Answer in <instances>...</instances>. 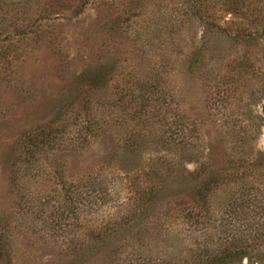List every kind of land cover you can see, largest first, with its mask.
<instances>
[{
  "label": "rangeland",
  "instance_id": "obj_1",
  "mask_svg": "<svg viewBox=\"0 0 264 264\" xmlns=\"http://www.w3.org/2000/svg\"><path fill=\"white\" fill-rule=\"evenodd\" d=\"M183 1L0 0V229L14 263L108 264L106 255L69 261L62 245L124 215L136 172L167 157L157 137L179 120L194 122L206 142L222 146L217 118L249 113L254 149L264 155L263 42L219 39L199 20L190 23ZM246 2L258 9L247 13L249 20L264 9V0ZM226 17L246 23L217 14L223 26ZM202 43L213 52L191 70L187 51ZM65 115L71 131L90 120L89 138L74 140L56 163L46 160L13 182L25 134L58 125ZM114 151L133 174L109 163ZM198 164L187 162L186 171ZM80 180L87 181L79 197L85 208L74 213L64 187ZM226 195L216 193L218 208ZM182 233L174 241L185 252L193 239ZM256 253L264 261V246Z\"/></svg>",
  "mask_w": 264,
  "mask_h": 264
},
{
  "label": "trees",
  "instance_id": "obj_2",
  "mask_svg": "<svg viewBox=\"0 0 264 264\" xmlns=\"http://www.w3.org/2000/svg\"><path fill=\"white\" fill-rule=\"evenodd\" d=\"M182 4L190 23L199 20L219 39L226 37L242 43L257 39L263 42L264 53V9L249 20L251 15L247 13L258 9L251 10L246 0H184ZM221 10L244 18L246 23L236 24L226 17L223 26L217 18ZM179 24L185 25V20L179 19ZM231 25H236V29H230ZM207 47L202 43L189 48L185 61L190 63L191 70L199 59L213 52ZM70 109L67 115L75 107ZM67 115L56 121L58 125L48 122L25 134L21 155L14 164L13 182L41 167L46 160L56 163L54 157L60 151H69L68 144L74 140L89 138L92 122L86 120L79 129L71 131ZM217 120L224 129L219 132L220 142L225 141L222 146L206 142L194 122L183 124L179 120L164 130L157 137L158 150L165 151L167 157L136 172L140 176L132 180L134 194L128 199L123 216L102 229L87 230L85 239L62 245L69 261L106 255L108 264H264L256 253L264 246V155L254 149L256 122L249 113ZM116 155L117 151L109 154V163L133 174V167L117 163ZM194 160L199 161L196 169L186 171L187 162ZM57 167L62 177L59 162ZM80 181L71 183L68 189L64 187L71 198L67 210L73 208L74 213L85 208L83 197H79L85 195V184L81 183L87 181ZM89 190L92 191L91 187ZM95 191L93 188L92 192ZM219 191H227L220 208L216 205ZM178 229L193 239V246L185 252L174 241L180 238L174 235ZM3 232L0 229V264H16ZM171 242L174 244L170 245Z\"/></svg>",
  "mask_w": 264,
  "mask_h": 264
}]
</instances>
